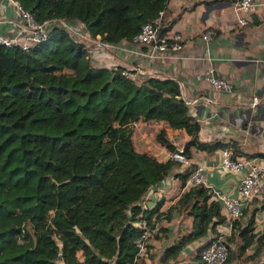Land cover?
<instances>
[{"label": "trees", "instance_id": "trees-1", "mask_svg": "<svg viewBox=\"0 0 264 264\" xmlns=\"http://www.w3.org/2000/svg\"><path fill=\"white\" fill-rule=\"evenodd\" d=\"M18 1L38 21H79L110 43L131 42L169 2ZM123 69L96 64L58 25L28 49L0 45V264H147L138 259L135 239L143 220L161 218L163 203L144 207L142 200L180 163L138 151L133 123L165 121L184 129L189 139L181 152L188 158L194 149L228 146L199 138L200 122L177 80H134ZM156 140L169 151L180 150L164 128ZM194 167L191 163L176 173L182 184ZM254 200L264 207V198ZM174 207L192 217V226L165 247L159 264H197L207 242L190 261H181L179 253L208 233L218 235L226 215L202 184L186 189ZM248 210L232 223L223 264H264V232L255 231V209L243 218Z\"/></svg>", "mask_w": 264, "mask_h": 264}, {"label": "crops", "instance_id": "crops-1", "mask_svg": "<svg viewBox=\"0 0 264 264\" xmlns=\"http://www.w3.org/2000/svg\"><path fill=\"white\" fill-rule=\"evenodd\" d=\"M233 1L169 0L164 20L166 24H172L167 34L181 33V50L153 61H138L133 55L114 47L98 52L94 62L101 66H122L129 70L141 62L144 71L137 75L136 80L140 81L146 76L177 80L185 100L199 97L197 103L188 105L191 114L200 122L201 140L226 142L227 147L238 157H259V153H264V0H256V5L248 13H242L249 21L246 25L237 22ZM0 15L14 16L13 7L7 0H0ZM7 29L8 24L0 25V32H6ZM207 29H213L214 35L205 43L202 34ZM210 65L217 76L232 82V91L214 89L206 80L198 78L197 73ZM161 128L166 130L167 136L178 149L189 139L184 129H173L165 121L135 122L132 137L138 151H146L158 160L165 161L171 159V151L156 140ZM221 151L222 148L212 151L194 149L189 161L183 164L184 168L182 164L174 166L167 177L147 192L142 200L144 207H152L162 200V214L158 219L162 229L150 238L148 251L145 249L138 259L147 264H151V260L155 264L160 263L165 247L191 229L192 217L174 207L182 193L189 188L182 184L176 176L177 172L183 171L191 163L204 164L207 184L227 194L236 193L237 183L246 169L224 171L221 168ZM245 209H255V231L263 233L264 207L254 200L245 203L243 211ZM249 210L244 214V219L248 217ZM221 211L226 215L222 207ZM217 231L230 242L233 229L227 217L217 226ZM211 234L187 244L178 258L190 261L196 257L198 247L208 243ZM238 240L236 236L234 241ZM159 246L162 247L160 254L150 255ZM252 251L253 246L247 250L248 253ZM60 263L64 264L62 261ZM227 264L246 263L232 260Z\"/></svg>", "mask_w": 264, "mask_h": 264}, {"label": "built area", "instance_id": "built-area-1", "mask_svg": "<svg viewBox=\"0 0 264 264\" xmlns=\"http://www.w3.org/2000/svg\"><path fill=\"white\" fill-rule=\"evenodd\" d=\"M7 1L13 7L14 16L0 15V25L8 24L6 32H0V45L18 46L22 49H28L46 39L49 29L54 25H58L64 28L77 42L84 45L87 50V57L92 61L97 59L98 52L114 47H118L133 55L138 61H153L183 48V36L181 33L173 32L169 35L167 31L161 32L162 27L166 23L164 20L165 10H160L156 17L142 24L140 31L133 36L131 42L110 43L102 40L99 34L91 35L79 21H69L62 18H49L38 21L18 0ZM255 5L256 0L233 1V10L240 25L248 24V19L242 13H248ZM213 35L214 30L207 29L202 34V38L207 43ZM143 71L141 62H137L132 69H123L122 73L136 80L137 75L143 73ZM197 76L199 79L203 78L206 80L214 89L228 92L233 89L232 82L217 76L212 65L197 73ZM185 101L187 104H195L199 101V97ZM221 154V168L224 171L238 172L242 168L246 169L237 183L235 194L231 195L221 192L207 184L205 182V165L200 163L195 165L184 184L188 187L200 184L208 187L212 197L221 203L222 208L226 212L228 222L232 225L233 221L243 214L245 203L250 202L254 198H264V156L238 157L228 147L222 149ZM170 158L180 164H185L189 161V158L181 152V149L171 151ZM141 227L142 231L135 239V243L138 246V255L145 251L150 238L159 233L161 222L156 218H153L150 223L143 220ZM228 251V243L222 235L219 233L218 235L211 234L209 242L200 251V259L197 264H223L228 258Z\"/></svg>", "mask_w": 264, "mask_h": 264}, {"label": "rangeland", "instance_id": "rangeland-1", "mask_svg": "<svg viewBox=\"0 0 264 264\" xmlns=\"http://www.w3.org/2000/svg\"><path fill=\"white\" fill-rule=\"evenodd\" d=\"M153 139V138H152ZM150 142H153V140H151ZM183 166H185V165H183L182 164V166L181 167H183ZM184 168V167H183ZM146 248H147V246H146ZM162 251V247L161 246H159L158 248H157V250L155 251H153L152 252V256L153 255H155V254H160V252ZM188 257V256H187ZM61 264V263H60ZM151 264H155V261H153V260H151ZM159 264V263H158Z\"/></svg>", "mask_w": 264, "mask_h": 264}]
</instances>
